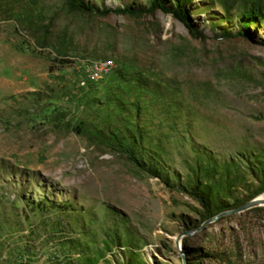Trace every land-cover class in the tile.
<instances>
[{"label":"rangeland","instance_id":"1","mask_svg":"<svg viewBox=\"0 0 264 264\" xmlns=\"http://www.w3.org/2000/svg\"><path fill=\"white\" fill-rule=\"evenodd\" d=\"M153 1L0 0V264H264V0Z\"/></svg>","mask_w":264,"mask_h":264},{"label":"trees","instance_id":"2","mask_svg":"<svg viewBox=\"0 0 264 264\" xmlns=\"http://www.w3.org/2000/svg\"><path fill=\"white\" fill-rule=\"evenodd\" d=\"M176 2V8L173 10H170L167 8L166 3L164 2V0H154L152 3L151 8L149 9V11H153L156 9H161L165 12H169L171 11L174 16H176L180 21H182L188 28H190L193 32H195L193 26L191 25L190 21L188 20V15L185 14L182 10V5H183V0H174ZM81 7L87 9V10H92V11H96L98 13H100L99 10H97L94 7L91 6H87V5H81ZM119 12L122 13H131V14H135L138 13L136 10H134L131 7H125L123 9L118 10ZM263 6L260 2V0H253L250 3V7L247 8L246 10H244L243 15L245 18H249V19H253L256 16H260L263 12ZM113 12L112 10H105L102 13L103 14H109ZM228 37H236L238 36V34H227Z\"/></svg>","mask_w":264,"mask_h":264},{"label":"water","instance_id":"3","mask_svg":"<svg viewBox=\"0 0 264 264\" xmlns=\"http://www.w3.org/2000/svg\"><path fill=\"white\" fill-rule=\"evenodd\" d=\"M262 205H264V195L261 196V197L255 198L254 200L244 204L243 206H240L239 208H236V209L228 211V212H224V213L216 216L215 218L210 219L208 222H206V224L211 223V222L215 221L216 219H218V218H220L222 216H225V215H228V214L241 213V212L249 210V209H251L253 207L262 206Z\"/></svg>","mask_w":264,"mask_h":264}]
</instances>
